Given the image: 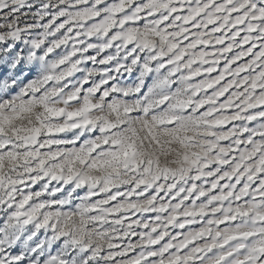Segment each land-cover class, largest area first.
<instances>
[{
    "label": "snow or ice",
    "instance_id": "6c2138e0",
    "mask_svg": "<svg viewBox=\"0 0 264 264\" xmlns=\"http://www.w3.org/2000/svg\"><path fill=\"white\" fill-rule=\"evenodd\" d=\"M0 264H264V0H0Z\"/></svg>",
    "mask_w": 264,
    "mask_h": 264
}]
</instances>
